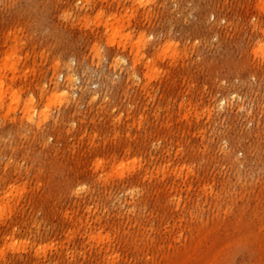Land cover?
I'll use <instances>...</instances> for the list:
<instances>
[{
    "label": "rangeland",
    "instance_id": "374dc122",
    "mask_svg": "<svg viewBox=\"0 0 264 264\" xmlns=\"http://www.w3.org/2000/svg\"><path fill=\"white\" fill-rule=\"evenodd\" d=\"M20 1L0 0V264H264V0ZM134 9L116 35L156 50L163 101L202 87L201 128L159 95L142 118L129 102L142 79L125 85L115 34L91 29ZM169 118L192 158L174 142L162 162L168 136L146 155L129 141Z\"/></svg>",
    "mask_w": 264,
    "mask_h": 264
},
{
    "label": "bare ground",
    "instance_id": "6f19581e",
    "mask_svg": "<svg viewBox=\"0 0 264 264\" xmlns=\"http://www.w3.org/2000/svg\"><path fill=\"white\" fill-rule=\"evenodd\" d=\"M11 1L13 4L16 2H21L20 0H8ZM87 4L90 2L89 0H84ZM151 3V0H142L139 3V8H142V11H145V8L147 7V5H149ZM93 6L92 9H96V2H92ZM102 6H99V9L97 10H101ZM136 12V9L132 10L129 14L128 17L125 18H117L116 16H112L110 18L104 19V20H98L96 19L93 23V27L91 29V33L95 34L96 28H101L100 32H98V34L100 35H104L108 32L114 33L115 36L113 39L110 40L109 42V52L113 53V56L116 59L115 64H113V69L114 72H116L117 69L120 70H125L126 71V77H125V85H127L130 81L133 84L135 82V78L136 79H142L143 84H140V86L138 88H136V95L137 97L132 98L129 102H133L134 103H139V102H144L146 101L147 104H145V109L143 111L139 112V118H142L141 115H143L146 111L151 110V108L154 106L155 104V98L157 95H159V99H158V103L157 106L161 105V104H167L170 111L173 112V109L175 107V105H177V109L178 112L175 114L178 119L181 120H185L187 122V127H188V132L191 129L197 128H201L200 125V115L198 114L199 110H195L192 111V108H194L193 106L195 105L196 102H202L203 100V90L201 86H198V84H189L187 86V89L184 91L183 94L180 95V97L172 99V100H167V102L163 101L164 99V95L165 93L170 92L171 90H169L167 88V85L164 84L167 79L164 80V78L161 76V73L159 71L158 68V61L156 59V50L155 51H147L145 49V45H142L143 43V36L139 37L137 40H133V36L132 34H126V35H116L119 31L118 28L129 24L130 22V18L131 16H134ZM88 13V12H87ZM170 14H172V12H169ZM163 14V18H172V16L169 17L170 14ZM158 14V13H157ZM156 14V15H157ZM154 14V16H156ZM87 17V14L86 16ZM219 19H222L221 15L219 14ZM133 55V57L131 58L130 55ZM149 56H151L149 58ZM160 58L163 60L164 58H166V52H163L162 55H160ZM190 57L186 56V60H188ZM184 59H182L183 61ZM181 61V62H182ZM124 62H126L127 64H124ZM177 62V61H176ZM186 62H182V66L181 68L174 72L172 74V77H176V76H180V74L182 73V71L186 70L188 67V62L187 64ZM177 66H179V64H176ZM177 66H175L174 68H177ZM67 81H71L72 78L70 76H68L66 78ZM172 82H175V80H171ZM200 85H202V80L200 79ZM187 82L189 83V80H187ZM160 84L163 85V88H159L160 92L157 93L156 91L153 90H148L147 88H153V84ZM154 84V85H155ZM181 85V84H180ZM192 96V97H191ZM0 97H1V91H0ZM194 98V99H192ZM196 98H198L196 100ZM78 98H74V105L76 106L78 103ZM227 99L226 96H223L220 99V105L221 108L223 104L227 103ZM12 102H8L7 105H10ZM149 103H154L150 108H148ZM242 104L238 105V108L241 109ZM133 107V106H132ZM207 118L208 120H210L211 114L210 111H207ZM128 115V114H127ZM188 115H191L192 118H189ZM83 121V120H82ZM162 125L158 126V125H154V128L152 130L147 131L146 129L143 131V133H136L134 136L133 134H128V136H130L129 141H131L134 143L135 147H138L139 145L144 146L145 149L143 150L144 155H146L145 153H148V146L146 144L147 139L151 138L153 135H157V137L159 139H163L164 136H168L169 137V146H162L159 150H163V151H158L161 154L158 155V157L162 158L161 161L162 162H166L170 156H171V149L172 146L174 145V142H176V144L178 145V147L176 148V151L174 153V157L181 161V160H187L188 158H192L195 154H193V149L196 146H190L188 151L189 153L187 155L183 154V151L185 150V147H182L181 144L183 143L182 139H177L175 137V130H173L172 128H168L171 125V119H167L165 122H161ZM134 124V123H133ZM137 132V131H136ZM152 133V134H151ZM152 135V136H151ZM88 136V135H87ZM94 136V137H93ZM133 136V137H131ZM84 136H82L80 139H82ZM98 133L96 134H89L88 138H94V139H98ZM152 140V139H151ZM83 141V140H82ZM131 144H126L124 150L128 151L130 149H132ZM166 152V154H165ZM127 153V152H126ZM144 155H141V157H139L138 159H146ZM193 155V156H192ZM98 164H101V162H99ZM176 168V167H175ZM182 172V170L180 171ZM10 218V216H8ZM3 220V214L0 213V222ZM6 220V219H5ZM92 228L90 227V230L88 229L86 234L91 237L92 236ZM74 237H76V234L74 232L73 234ZM82 238V241L85 239V236H80V239ZM53 245L50 244H43L41 246H39L38 251L36 252V257L38 261H41L42 259H44L46 257V252L49 251L52 248Z\"/></svg>",
    "mask_w": 264,
    "mask_h": 264
}]
</instances>
